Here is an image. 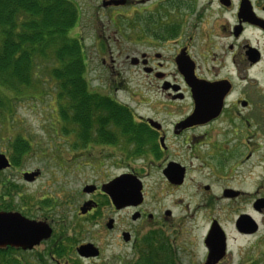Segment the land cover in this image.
<instances>
[{"label":"flooded vegetation","instance_id":"af4514ba","mask_svg":"<svg viewBox=\"0 0 264 264\" xmlns=\"http://www.w3.org/2000/svg\"><path fill=\"white\" fill-rule=\"evenodd\" d=\"M84 3L109 20L123 16L128 41L141 45L139 51L130 48L126 60L159 82L157 104L150 106L155 115L134 114L142 139L136 152L123 150L133 143L121 142L71 151L78 160L96 153L119 162L113 164L121 168L118 173L100 183L85 182L78 192L84 196L79 218L100 208L95 195L106 197L111 214L97 223L102 230L87 221L90 229L72 237L67 195L38 198L16 182H0V212L36 222L38 234L31 245L0 243V264H260L257 217L264 202L260 206L258 199L264 197L254 194L253 184L251 191L244 186L252 177L240 170L252 157H264V0ZM168 113L174 119L166 122L160 115ZM152 170L157 178L149 183ZM25 172L27 182L39 175L35 171L27 180ZM124 174L140 181L139 200L114 203L103 186L116 189ZM198 227L202 234L195 240ZM237 239L252 241L237 245Z\"/></svg>","mask_w":264,"mask_h":264},{"label":"trees","instance_id":"16d2710c","mask_svg":"<svg viewBox=\"0 0 264 264\" xmlns=\"http://www.w3.org/2000/svg\"><path fill=\"white\" fill-rule=\"evenodd\" d=\"M81 21V9L74 0H0V123L12 124L15 105L30 98L39 100L32 91H40L54 104L49 113L55 124H50L69 146L68 155L88 143H133L131 149L123 150L136 152L133 149L142 139L132 114L90 83ZM7 141L13 163L19 166L31 144L17 134L9 135Z\"/></svg>","mask_w":264,"mask_h":264},{"label":"rangeland","instance_id":"374dc122","mask_svg":"<svg viewBox=\"0 0 264 264\" xmlns=\"http://www.w3.org/2000/svg\"><path fill=\"white\" fill-rule=\"evenodd\" d=\"M74 1L79 3L82 10L81 38L89 57L88 76H90L91 85L98 86L102 93H110L112 97L127 106L134 114L155 115V110L150 106L157 104L153 102V99L156 97L155 92L159 82L155 78L144 76L126 60L125 55L129 49L139 51L141 45L128 41L130 32L125 27L123 16L116 15L109 20L110 17L104 14L88 10L84 3L86 0ZM99 43L102 44L103 48L98 47ZM33 92L32 94L39 100L30 98L17 103L14 107L12 124L5 123L2 125L0 123V153L7 154L11 162H13V159L7 141L9 135L17 134V136L27 139L31 144L30 151H27L25 157L18 161L20 165L11 164L8 169L0 172V178H3V180L8 178L12 182H16L24 193L29 196L35 195L39 198L47 193L46 195L53 200L56 196L61 199L67 195L68 232L72 237H74L73 232L75 231L90 229H87L90 226L87 221H91L94 230H102V227H98L97 223H101L106 215L111 214L109 206L105 209L106 197L95 195L93 198L99 202L100 208L88 219L79 218L77 217L79 214L77 209L81 205L84 196L79 195L78 192L80 193L85 182L100 183L118 173L121 168L113 165L118 161L110 158L106 159L104 164H101L103 162L95 157L99 155L96 153L89 156L91 158L81 160L73 158L74 153L63 155V150H61V143L63 142L59 140V134L55 135L57 129L51 125L52 123L55 124V120L51 119L49 113L54 104L50 101V98L44 96V93H37L40 91ZM150 101L152 102L149 103ZM168 114L165 116L160 115V117L164 118L166 122L173 120V114ZM58 128H60L59 125ZM71 141H73V138L68 144ZM65 148L69 150L68 145ZM65 159L67 163H65ZM79 161L80 163H78ZM24 171H38L39 175L34 181L27 182L22 178ZM240 171L246 174L250 173L252 177L251 181L244 182V186L251 191L253 184L254 194L264 197V157L261 155L252 157L243 164ZM151 173L149 183L157 178L156 171L152 170ZM255 181L259 185L257 188ZM250 200V196H247L244 208H247L246 202ZM21 207L22 205L19 204L17 209H22ZM101 210L102 212H100ZM261 214L257 218L262 221L260 251L261 258L264 259V211ZM201 234L202 228L195 229V240H198ZM235 243L237 245L244 244L245 246L249 244L241 239H237ZM243 251L246 252V249ZM200 252L198 246L196 259L201 256ZM235 257L239 258L240 254L235 255ZM260 264H264V261L262 260Z\"/></svg>","mask_w":264,"mask_h":264},{"label":"water","instance_id":"95a60500","mask_svg":"<svg viewBox=\"0 0 264 264\" xmlns=\"http://www.w3.org/2000/svg\"><path fill=\"white\" fill-rule=\"evenodd\" d=\"M10 166V163L4 153H0V169H5ZM37 172H25L23 174L24 178L27 180L33 179V176ZM119 181V186L113 189L112 186L106 184L103 186V190L109 194L114 203H122V199L127 197V199H133L138 201L140 197V184L137 177L133 174H124L117 179ZM128 180V181H127ZM125 181H127L126 188L124 186ZM115 190V191H114ZM259 205L263 206L264 199L258 200ZM84 211V208H81ZM110 222V221H109ZM37 224L34 221L24 218L18 212H0V243L10 244V245H31L33 242L37 241Z\"/></svg>","mask_w":264,"mask_h":264}]
</instances>
